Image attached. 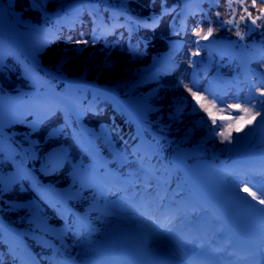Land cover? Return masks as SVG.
Masks as SVG:
<instances>
[{
	"label": "rangeland",
	"instance_id": "rangeland-1",
	"mask_svg": "<svg viewBox=\"0 0 264 264\" xmlns=\"http://www.w3.org/2000/svg\"><path fill=\"white\" fill-rule=\"evenodd\" d=\"M138 1L139 0H133V3L137 6L134 9L140 12L139 14L142 15L143 18L151 14L160 18L163 14V11L160 9L163 3L162 1H156L154 5L144 1L139 5L137 4ZM245 1L249 5L250 10L243 13L236 11L235 8L229 4L228 0H224L217 8H209L211 12L210 19L199 14H197L198 16L196 17L193 16L194 14L189 15L187 19V34L185 36L187 44L185 48L178 53L180 67L164 81L165 89L158 91L159 94H157L158 92L154 93L152 96L154 106H164L159 110V114H155V117L164 119L169 123V130L173 134L175 141L193 143L203 140L224 153L234 148L232 138L231 140H226L220 136L219 131H214L215 126L212 123V119L203 109L199 108V105L196 104L191 93L183 87V84H189L193 87V90H199L198 95L205 96L208 100L214 98L217 108L223 107L226 111L230 104H239L241 107H245L253 102H255L256 109L264 108V105L259 103V101H264V99L253 101L246 100V90H240L239 92L238 89L230 90L227 99L223 102L222 97L215 93L207 82V70L204 63L208 56L204 55L200 49V54L198 56L192 55V52L197 49V45L194 41L200 39L195 36L194 30L203 29L206 32L208 28H212V35L223 39H264V17L262 18L259 16L264 12V0H255V4H253V0ZM108 2H110V0H108ZM7 3L10 4V1H7ZM60 5L59 3H51L48 9L53 12ZM15 11L22 12L25 16L22 18V23L24 25L18 22V19V21H15ZM178 13H181L180 5L176 6V14ZM249 13H251L250 16ZM0 15L3 17L8 15L3 6H0ZM166 16L161 17L159 29L155 27L146 28L144 39L137 36L136 30L127 28L124 24L119 25L117 23H113L109 26V33L105 38H100L96 31L97 26L94 17H86L83 21L78 23L79 26L75 32H73L71 28H66L62 32L59 31V33L52 34L47 40L46 36L49 35L45 33L46 31L43 30L46 34V38H43V31L32 26L38 24H33L29 21V19H32L35 23L45 22V19H41L40 11L35 8L29 0H16L13 11L8 15V19L3 18L4 22L7 24L6 28L8 34H5L21 44L22 48L17 47V50L22 54L21 57L24 60H28L26 54L33 56L31 52L26 49L28 46L34 45L36 50L40 49L36 54L37 58L34 59L37 62L40 61L45 67L44 71H48L51 74V78H46L45 75L39 73L42 77V83L31 81L30 84L27 85L25 80L22 81L16 78V75L19 74V68L13 71L7 67L4 70V74L0 73V77L3 82L6 83L7 81V85L10 86V88L8 91L2 90L1 95L3 98L7 99L9 95H33L48 92L53 89L55 71H61L72 75H81L107 85H111L118 78L123 79L128 76H133L135 73L139 72V69L142 71L151 67L157 54L167 47V39L163 37L168 36L170 33L172 35L175 31V21L172 19L174 14L169 17L170 20L172 19L171 23ZM241 17H244V19H241ZM257 17L260 18L257 19ZM208 20H210L211 23H209ZM228 20H232V23H227L226 21ZM251 20L256 22L255 26H249L248 21ZM118 26L122 29L116 34L115 31L119 28ZM139 30L143 31L141 28ZM250 31H254L252 37L249 34ZM237 33H239V35ZM254 35H258V38H254ZM77 41H79V43H77ZM63 59H66L65 66L58 70V63ZM26 64L27 63L23 62L24 66ZM213 67L214 69H219L225 75L230 76L231 80L241 79V75H238L239 71L236 69V60L231 56L215 58V65ZM73 68V73H68V70ZM195 70L198 71L199 84L197 86L193 84V79L195 77L192 75V71ZM7 76H9V79ZM181 82H183V84ZM167 95H169L168 98ZM262 98L264 97L262 96ZM86 101L87 105H90V102L93 103L91 111L87 112V119L100 130L117 138L119 142L129 144L128 132L123 127L124 123L120 116V112L116 109L113 102L110 99H94L91 97H88ZM102 103L104 104L101 105ZM177 103H184L186 105L185 110L180 115L169 114L173 112V105ZM212 113L215 117L219 115L216 109H212ZM240 115H242V113H240ZM61 123H64V125H61ZM218 129H220V131L224 130L220 127ZM233 130H235V127L229 130L231 131V135ZM23 132L26 136L32 135L27 128H23ZM34 135L33 138L35 139L48 141L47 144L41 145L40 148L52 144L66 143L71 146L77 159L83 160L85 158V152L83 151L80 139L64 112L58 113ZM25 140L27 139L25 138ZM125 151H128L129 156L132 157L133 154L130 150L125 148ZM78 152L82 155L81 157L78 156ZM136 164V160L132 157L125 168L130 169ZM143 165L146 164H138V169L136 168V171H134L139 184L141 185L143 183L141 197L150 199V197L154 196L155 200L151 198L149 210L144 212L145 214H140L138 216L143 223L140 220V222L138 220L137 222L143 230H146L144 221H149V223L145 225H148L146 228L149 229L150 232H148V234L150 233V237L152 238L151 242L155 246L176 248L178 246V241L176 244L174 243L179 235L178 229H175L176 225L173 228V223L176 224L175 222H181V219L173 223L158 220L159 218L152 210V205L157 204L158 194L163 193L162 191L158 192L156 187L160 175L159 173H154L155 171L160 172V169L157 166H151L152 168L150 171H147ZM55 182L57 185H63L70 181L61 174V178ZM32 185L33 183L29 181H23V183H21V185L9 196L0 198L1 204L3 206H12V198L17 197L34 200ZM23 188H26L27 191L25 192ZM86 195L87 200L90 199L88 202L91 200H99L97 196L93 197L92 194L86 193ZM102 201L107 204V208L109 209L108 213L96 214L94 218L97 224L101 226L98 233L105 236L109 234L108 232L113 223H126V217L131 216V214L113 208L106 199ZM77 203L78 205H82L83 201L80 200ZM40 208L45 210L42 205H40ZM52 214L53 217L57 216L54 210ZM27 215L30 216V213ZM54 221H56L55 218ZM13 222L20 224L16 219H14ZM182 228L183 227L180 229ZM61 245L66 254H70L71 252V254H79L80 256L92 253L90 251L93 248L90 238L87 237L83 239V237L77 234H70L61 242ZM52 254L49 253L47 255L48 260L56 261V257L53 256L52 258ZM0 264L20 263L17 257L11 255L0 246Z\"/></svg>",
	"mask_w": 264,
	"mask_h": 264
},
{
	"label": "snow or ice",
	"instance_id": "snow-or-ice-1",
	"mask_svg": "<svg viewBox=\"0 0 264 264\" xmlns=\"http://www.w3.org/2000/svg\"><path fill=\"white\" fill-rule=\"evenodd\" d=\"M253 4H255V0H253ZM245 11H247V9H245ZM250 15L251 13H249V16ZM259 18L260 17H257V19ZM241 19H244V17H241ZM226 22L232 23V20H228ZM253 23H255V21H253ZM194 34L200 39L194 41V43L197 45V49L196 51L192 52V55L198 56L200 54V40H207L210 36H212L213 30L212 28H208L206 32L203 29L194 30ZM237 34L239 35V33ZM77 43H79V41H77ZM181 83L183 84V82ZM183 87L191 93V96L196 104H198L199 108L203 109L208 114V116L212 119L213 124L216 123V117L213 116L212 109H216L222 119L224 117L231 118L233 110L242 113V115L233 118L231 123L221 124L220 128L224 129L223 131H220V129H216L217 131H219L220 136H222L226 140H231L232 138L231 131H229L230 129L235 127V131L239 132L242 130L244 125L252 124L254 121H256L257 117L261 116L262 112H264V109H256L255 102L245 107H241L239 104L229 105L226 111L223 107L217 108L214 98L208 100L205 96L198 95L199 90H193V87L191 85L183 84ZM253 87L256 88V85L254 84ZM256 91L260 96H264V88H256ZM259 103L261 105H264V101H259ZM261 123H264V119L261 120ZM243 191L248 192L254 200L258 201L259 204H264V193L258 195L256 191H250L247 186L243 187Z\"/></svg>",
	"mask_w": 264,
	"mask_h": 264
},
{
	"label": "trees",
	"instance_id": "trees-1",
	"mask_svg": "<svg viewBox=\"0 0 264 264\" xmlns=\"http://www.w3.org/2000/svg\"><path fill=\"white\" fill-rule=\"evenodd\" d=\"M30 1H31L32 4H34V5L37 7L38 4H42V3H43V5H45L46 3L48 4L49 2L56 1V0H30ZM169 1H170V3H172V5H173V4L178 5V2H177L176 0H169ZM121 5H122L123 7H125V8H127L125 3H122V2H121ZM0 6H3L4 9L7 11V13L9 12L8 5H6V4L4 3V0H0ZM42 14H43V16L46 17L47 19H48V18L50 19L51 17H53L52 14L46 13L45 11H43ZM68 18H69V15H68L66 12H63V13L61 14V16H59V20H60V22L62 23V25H60V22L58 23V27H59L60 29H63V28L66 26V24L68 23V22H67ZM29 21H31L33 24H35L34 20L29 19ZM36 24H38V23H36ZM16 78H17V79H20V80L23 79V77H22V72H20L19 74H17V75H16Z\"/></svg>",
	"mask_w": 264,
	"mask_h": 264
},
{
	"label": "bare ground",
	"instance_id": "bare-ground-1",
	"mask_svg": "<svg viewBox=\"0 0 264 264\" xmlns=\"http://www.w3.org/2000/svg\"><path fill=\"white\" fill-rule=\"evenodd\" d=\"M138 71H140V69H139ZM119 79H122V78H118L117 80H119ZM220 181H221L222 184H229V183L226 181V179H225L224 177H222ZM138 220H140V221L142 222L141 219H138ZM144 223H145V224H148L149 221H148V220H145ZM147 226H148V225H145V227H147Z\"/></svg>",
	"mask_w": 264,
	"mask_h": 264
}]
</instances>
